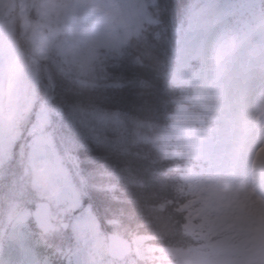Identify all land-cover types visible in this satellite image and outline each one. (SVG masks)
Listing matches in <instances>:
<instances>
[{
	"label": "trees",
	"instance_id": "16d2710c",
	"mask_svg": "<svg viewBox=\"0 0 264 264\" xmlns=\"http://www.w3.org/2000/svg\"><path fill=\"white\" fill-rule=\"evenodd\" d=\"M195 1L148 0V19L140 31L119 53H107L96 76H89L85 83L67 71L54 53L46 60L31 57L29 50L27 53L38 72V102L32 117L20 122L22 136L33 122L37 106L46 102L54 118L56 145L69 170L76 172L83 184V205L91 208L102 231L133 243L134 252L125 264H180V250L194 254L220 238L230 237L234 242L242 238L241 233L225 226L206 235V222L214 212L189 214L191 209L182 205L196 197L202 201L209 182L203 177L198 182L199 193L195 192L196 181L183 179L184 172L176 168L186 162L165 153L184 149L182 139L168 127L174 101L192 108L190 93L201 87L209 89L219 71L216 65L206 66L203 61L194 65L200 57L195 54L188 68L193 80L175 81L180 69L177 52L198 5L192 7ZM261 20L264 3L225 26L222 40L235 39V46L227 48L234 61L220 72L234 75L245 61L253 62L264 54V33L256 32ZM15 27L21 38L18 22ZM21 46L27 52L23 42ZM92 113L116 115L119 120L98 124ZM22 170L23 165L12 162L0 169V248L16 245L23 264H71V245L52 233L38 231L30 206L21 208L2 232L13 180ZM188 218L194 229L189 234L182 228ZM0 264H5L1 255Z\"/></svg>",
	"mask_w": 264,
	"mask_h": 264
},
{
	"label": "rangeland",
	"instance_id": "374dc122",
	"mask_svg": "<svg viewBox=\"0 0 264 264\" xmlns=\"http://www.w3.org/2000/svg\"><path fill=\"white\" fill-rule=\"evenodd\" d=\"M245 1L206 2L205 10L194 17L191 33L179 51L183 53L182 68L175 80L181 82L188 78L185 66L192 59L190 54L207 51L215 28L222 26L229 15L239 12ZM60 4H63L62 11L57 8ZM147 4L148 0H0V165L7 160L20 134L17 121L27 114L35 99L36 73L21 59L22 53L14 40L18 36L15 22H20L19 36L38 55L56 51L64 66L86 81L89 76H96L100 57L108 51H119L148 19ZM13 59L21 68L14 77L8 71ZM196 62L200 61L194 65ZM215 86L217 89L211 92L196 89L190 93L196 113L176 104L169 127L186 142L183 157L207 163L205 171L212 185L201 210L216 211L208 223L209 230L230 224L247 235L239 243L220 240L213 245L211 253L184 251L180 254L181 264H230L237 255L241 257L233 264H264V222L254 203L244 198L247 183L259 184L258 189L252 187L250 191L264 192V152L230 151L238 114H245L257 132L264 130V57L254 68L244 66L234 78L218 77ZM212 104L217 109L215 117L210 114ZM44 109L38 112L27 136L28 143L22 149L30 173L26 169L25 177H21L25 184L7 204L3 226L22 205L35 206L39 201H46L55 206L70 197L79 211L65 219L54 208L50 212L55 228L52 236L71 245L73 264H120L107 255L106 234L89 208L82 204L80 187L72 181V175L52 148L45 129L48 119ZM211 119L227 127L215 130ZM62 224H66L64 229ZM185 228L187 232L192 231L190 221ZM5 258L16 264L18 252L8 248Z\"/></svg>",
	"mask_w": 264,
	"mask_h": 264
},
{
	"label": "clouds",
	"instance_id": "9594fccd",
	"mask_svg": "<svg viewBox=\"0 0 264 264\" xmlns=\"http://www.w3.org/2000/svg\"><path fill=\"white\" fill-rule=\"evenodd\" d=\"M57 8L62 11L63 4L58 5ZM257 31L264 33V20L258 22ZM234 46L235 39L231 37L214 45L213 55L210 58V64H218L225 50ZM20 70V65L15 59L8 64V71L12 77H14ZM230 151L232 153L264 152V130L257 132V130L250 125L246 115L243 113L238 114L236 117Z\"/></svg>",
	"mask_w": 264,
	"mask_h": 264
},
{
	"label": "water",
	"instance_id": "95a60500",
	"mask_svg": "<svg viewBox=\"0 0 264 264\" xmlns=\"http://www.w3.org/2000/svg\"><path fill=\"white\" fill-rule=\"evenodd\" d=\"M48 205L41 203L38 205L36 212L33 214L34 220L37 222L39 228L42 230H49L51 228V222L48 219ZM109 242V255L114 258L121 260L124 256L131 251V244L127 239H123L114 235H108Z\"/></svg>",
	"mask_w": 264,
	"mask_h": 264
},
{
	"label": "bare ground",
	"instance_id": "6f19581e",
	"mask_svg": "<svg viewBox=\"0 0 264 264\" xmlns=\"http://www.w3.org/2000/svg\"><path fill=\"white\" fill-rule=\"evenodd\" d=\"M259 184H252V183H247L245 185V187H247L246 191H245V195L244 198L248 199L250 202H253L255 205L256 210L259 212L260 214V219L262 222H264V192L259 189L257 194L252 190V187L256 190L258 189Z\"/></svg>",
	"mask_w": 264,
	"mask_h": 264
},
{
	"label": "snow or ice",
	"instance_id": "6c2138e0",
	"mask_svg": "<svg viewBox=\"0 0 264 264\" xmlns=\"http://www.w3.org/2000/svg\"><path fill=\"white\" fill-rule=\"evenodd\" d=\"M54 208L59 211L65 219H70L79 211V209L74 206L70 197L64 198L63 203H58L55 206L49 205L47 211L51 212Z\"/></svg>",
	"mask_w": 264,
	"mask_h": 264
}]
</instances>
